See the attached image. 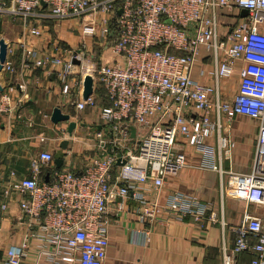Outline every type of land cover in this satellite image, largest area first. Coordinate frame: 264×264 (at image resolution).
Listing matches in <instances>:
<instances>
[{"label":"built area","instance_id":"1","mask_svg":"<svg viewBox=\"0 0 264 264\" xmlns=\"http://www.w3.org/2000/svg\"><path fill=\"white\" fill-rule=\"evenodd\" d=\"M0 15L25 26L14 42L23 62L34 57L33 67L57 69L61 93L78 111L95 113L74 120L85 128L81 169L57 168L54 154L41 151L31 175L3 189L0 207L16 195L28 227L6 247L5 264L28 255L40 264H104L109 225L124 216L137 219L145 238L156 221H217L208 201L179 191L163 196L168 177L196 155L194 165L216 173L220 191L244 204L238 224L221 222L233 234L231 245L221 243V264H237L240 253L264 264V216L249 210L264 207V0H0ZM43 19L67 31L65 46L51 40L35 58L26 40L43 37ZM1 70L12 72V62L5 58ZM87 75L92 91L83 98ZM98 84L108 105L95 102ZM15 106L0 93V117L13 116ZM238 115L258 123L249 171L223 166Z\"/></svg>","mask_w":264,"mask_h":264},{"label":"crops","instance_id":"2","mask_svg":"<svg viewBox=\"0 0 264 264\" xmlns=\"http://www.w3.org/2000/svg\"><path fill=\"white\" fill-rule=\"evenodd\" d=\"M222 21L225 19L222 18ZM41 24L45 29L43 37L27 36L26 40L36 52L35 58L49 52L51 40H61L60 45H64L62 38L67 34L65 29H59V24L53 19H43ZM23 32L25 26L20 19L0 15V39L5 41L7 48L14 45L11 51L6 52V59L13 64V71H0V93H8L16 105L13 116L0 117V204L4 201L3 189L8 182L29 177L30 160L41 151H50L54 157L63 154V162L57 168L68 166L77 171L83 166L84 143L80 139V129L85 128L75 125L69 136L68 121L53 123L50 120L53 108L57 107L61 112L69 114V120L72 121H88L95 115L89 108L78 111L73 99L61 93L57 69L51 70L47 64L33 67L34 57H29L27 63L23 62V50L14 44ZM100 51L96 49L98 55ZM194 77L198 78L196 71ZM78 97L75 95L74 99ZM257 126L255 119L242 115L235 117L230 127L235 148L231 159H223L225 168L249 171L254 156ZM41 134L49 139L41 142ZM63 139H67L68 144L65 149H60L59 144ZM85 144L89 147V141ZM66 149L70 150L69 154H65ZM193 160L191 166L168 177L163 196L179 191L201 201H208L217 215V221L211 222L204 218L197 223L191 216L156 221L148 226L145 238L141 233L143 227L136 218L120 217L109 225V243L104 264H221V243L225 240L231 245L233 238L232 232L226 225L222 228L221 222L238 224L244 204L229 192L220 191L216 173L201 170L194 165L199 161L198 155ZM10 171L14 173L13 177ZM6 202L7 209L0 207V264H5L6 247L10 243H19L28 231L26 218L19 210L18 197L11 195ZM249 210L264 216V207L251 206ZM240 254L239 264H250L251 256ZM19 264L40 263L35 261L34 255H28Z\"/></svg>","mask_w":264,"mask_h":264},{"label":"water","instance_id":"3","mask_svg":"<svg viewBox=\"0 0 264 264\" xmlns=\"http://www.w3.org/2000/svg\"><path fill=\"white\" fill-rule=\"evenodd\" d=\"M245 13V11H242ZM6 58V43L3 39H0V71L2 69V63L4 62ZM92 78L90 76H85L84 81H83V92H82V97L86 98L92 91ZM50 120L53 123H58L60 121H68V126H67V134L70 136L72 133L73 128L75 127L76 123L72 120H69V114L61 112V110L57 107L53 108L52 113L50 115ZM134 134V129L131 128V136ZM68 144L67 139H63L59 147L60 149H65ZM62 153L58 154V156L54 157V164L55 167H59L62 162Z\"/></svg>","mask_w":264,"mask_h":264},{"label":"trees","instance_id":"4","mask_svg":"<svg viewBox=\"0 0 264 264\" xmlns=\"http://www.w3.org/2000/svg\"><path fill=\"white\" fill-rule=\"evenodd\" d=\"M94 99H95V102L99 105H108L109 104V100H108V97L106 95V92L105 90L103 89V87L101 85H97L96 86V89L94 91ZM242 254H246V253H241L240 255ZM239 258L240 256L237 258V264H239Z\"/></svg>","mask_w":264,"mask_h":264},{"label":"rangeland","instance_id":"5","mask_svg":"<svg viewBox=\"0 0 264 264\" xmlns=\"http://www.w3.org/2000/svg\"><path fill=\"white\" fill-rule=\"evenodd\" d=\"M59 29H61V28H59ZM90 41L93 42L94 41V38L91 37ZM94 51L96 52V49ZM86 129H90V127H86ZM82 132H83V129H80V134H82Z\"/></svg>","mask_w":264,"mask_h":264}]
</instances>
